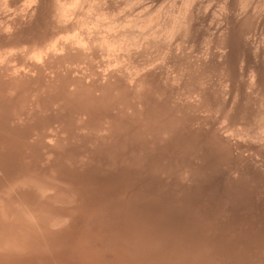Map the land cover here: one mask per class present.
<instances>
[{
    "label": "bare ground",
    "instance_id": "6f19581e",
    "mask_svg": "<svg viewBox=\"0 0 264 264\" xmlns=\"http://www.w3.org/2000/svg\"><path fill=\"white\" fill-rule=\"evenodd\" d=\"M0 264H264V0H0Z\"/></svg>",
    "mask_w": 264,
    "mask_h": 264
}]
</instances>
